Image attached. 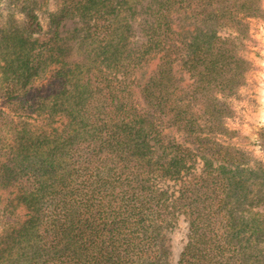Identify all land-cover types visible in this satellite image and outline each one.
Returning <instances> with one entry per match:
<instances>
[{
    "label": "trees",
    "instance_id": "16d2710c",
    "mask_svg": "<svg viewBox=\"0 0 264 264\" xmlns=\"http://www.w3.org/2000/svg\"><path fill=\"white\" fill-rule=\"evenodd\" d=\"M262 15L261 0H62L47 31L31 12L0 28V264H168L179 214L177 264H264V176L224 141L253 68L236 40Z\"/></svg>",
    "mask_w": 264,
    "mask_h": 264
},
{
    "label": "rangeland",
    "instance_id": "374dc122",
    "mask_svg": "<svg viewBox=\"0 0 264 264\" xmlns=\"http://www.w3.org/2000/svg\"><path fill=\"white\" fill-rule=\"evenodd\" d=\"M261 4L264 8V0H261ZM61 6L62 0H0V28L5 29L12 22L22 23L26 14L31 12L38 18L42 30L47 31L49 26L53 25L50 23V15L58 12ZM245 22H249L247 31L241 41L240 39L236 41L241 43L239 47L252 62L253 68L251 67L252 69L247 73L246 83L240 86L237 93L230 99L232 112L226 118V126L232 131V134L224 141L231 146L244 150L246 159L237 166L240 170L251 171L250 176L253 181L254 177L260 179L264 176V144L262 143L264 140V18L263 15L249 17L245 18ZM71 26V22L65 21L59 30L65 34L67 28ZM133 26L136 31L130 39L132 43L140 41L137 21L133 23ZM219 34L237 37L235 31L220 30ZM43 82L46 83L47 79H44ZM31 122L34 124V128L40 129L39 124ZM200 167L201 163L195 162L189 172L197 173L200 171ZM155 182L158 189L166 190L170 200L175 198L178 182L167 178H156ZM8 189L0 188V207L7 198ZM253 210L264 212V204H259ZM15 211L20 214L24 213L22 209ZM2 225L0 217V232L3 229ZM164 231V244L168 250V264H177L179 254L187 240V220L179 214L172 225Z\"/></svg>",
    "mask_w": 264,
    "mask_h": 264
}]
</instances>
